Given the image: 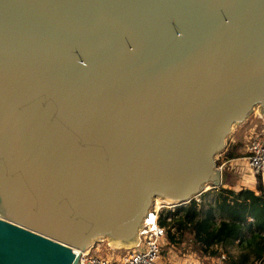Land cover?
Wrapping results in <instances>:
<instances>
[{
	"label": "water",
	"instance_id": "obj_1",
	"mask_svg": "<svg viewBox=\"0 0 264 264\" xmlns=\"http://www.w3.org/2000/svg\"><path fill=\"white\" fill-rule=\"evenodd\" d=\"M256 106L264 0H0V264L134 248Z\"/></svg>",
	"mask_w": 264,
	"mask_h": 264
},
{
	"label": "trees",
	"instance_id": "obj_2",
	"mask_svg": "<svg viewBox=\"0 0 264 264\" xmlns=\"http://www.w3.org/2000/svg\"><path fill=\"white\" fill-rule=\"evenodd\" d=\"M239 156L231 152L224 160ZM258 181L257 190L221 186L213 202L207 201L210 193H205L202 202L194 199L174 210L163 209L159 222L166 228L167 240L177 246L190 240L201 255L221 257L225 254L224 264H264V185L261 175ZM236 242L239 253H226L217 248Z\"/></svg>",
	"mask_w": 264,
	"mask_h": 264
},
{
	"label": "rangeland",
	"instance_id": "obj_3",
	"mask_svg": "<svg viewBox=\"0 0 264 264\" xmlns=\"http://www.w3.org/2000/svg\"><path fill=\"white\" fill-rule=\"evenodd\" d=\"M259 106H256L255 109L250 113L248 118L240 124H236L232 130V132L227 136L226 146L225 148L216 156L217 165L221 167L223 162L226 161L224 158L228 153L234 152L239 154V157L231 159L229 163H227V181L223 184L224 187L233 188V189H241V188H249L250 185H254L257 190L258 186V178L262 173L253 174L250 171L248 162L243 159L246 157L248 153V147L250 143V139L261 132L264 125V118L262 117ZM221 161V162H220ZM263 180V178H262ZM217 189H214L212 184H209L205 187V193H210L207 196V201H214ZM202 194V195H203ZM202 195L196 197L199 202H202ZM163 203L162 200L157 199L155 203ZM167 205V203H165ZM173 207V206H171ZM176 209V208H175ZM94 246L99 249L100 253L109 257H118L126 253L127 249H116L118 247H113L108 243L107 240L100 239V241L95 242ZM221 251L226 253H239L238 242L236 243H228L219 245ZM194 246V243L190 240L185 241L180 246L171 244L168 240L165 241L163 246V258L165 260H180L185 255L189 254H198L200 257L204 258ZM225 255V254H224ZM223 256V255H222ZM217 256H212L211 258H206V262H210L212 264H220L219 260L222 258ZM226 256V255H225ZM205 259V258H204Z\"/></svg>",
	"mask_w": 264,
	"mask_h": 264
},
{
	"label": "built area",
	"instance_id": "obj_4",
	"mask_svg": "<svg viewBox=\"0 0 264 264\" xmlns=\"http://www.w3.org/2000/svg\"><path fill=\"white\" fill-rule=\"evenodd\" d=\"M243 159L248 162L254 175L264 173V125L261 132L250 139L248 153ZM223 167L224 165L221 166L222 169ZM165 208L174 210L176 207L161 202L155 203L149 210L140 232V241L134 248L127 249L126 253L118 257L102 255L94 245L86 250L74 249L79 258L78 264H212L205 261L206 258H211V255H202L205 258L203 260L198 254L185 255L178 261L163 258L167 232L159 219L160 212ZM225 257L223 255L219 260L220 264H224Z\"/></svg>",
	"mask_w": 264,
	"mask_h": 264
},
{
	"label": "crops",
	"instance_id": "obj_5",
	"mask_svg": "<svg viewBox=\"0 0 264 264\" xmlns=\"http://www.w3.org/2000/svg\"><path fill=\"white\" fill-rule=\"evenodd\" d=\"M229 161H230V160H226V161L223 162V165H224L223 169H224V171L227 170L226 165H227V163H229ZM223 165H221V166H223ZM254 185H255V184H254ZM254 185H250L249 188H252V189L255 190L256 187H255Z\"/></svg>",
	"mask_w": 264,
	"mask_h": 264
},
{
	"label": "bare ground",
	"instance_id": "obj_6",
	"mask_svg": "<svg viewBox=\"0 0 264 264\" xmlns=\"http://www.w3.org/2000/svg\"><path fill=\"white\" fill-rule=\"evenodd\" d=\"M158 199H159V198H158ZM160 200H161V199H160ZM101 239H103V238H101ZM116 246H117V245H116ZM116 246H115V247H116Z\"/></svg>",
	"mask_w": 264,
	"mask_h": 264
}]
</instances>
